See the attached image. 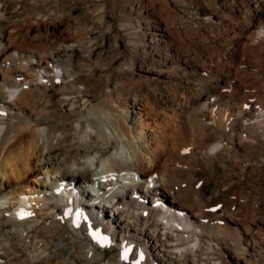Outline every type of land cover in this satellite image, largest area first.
Here are the masks:
<instances>
[{"label":"bare ground","instance_id":"6f19581e","mask_svg":"<svg viewBox=\"0 0 264 264\" xmlns=\"http://www.w3.org/2000/svg\"><path fill=\"white\" fill-rule=\"evenodd\" d=\"M157 1L148 0L137 21L149 42L127 39L131 57L140 46L152 54L138 58L148 75L126 77L138 86L120 109L100 95L98 112L74 109L77 141L68 134L72 126L62 132L50 124L61 125L64 98L90 93L73 68L89 62L75 36L63 40L59 25L41 18L21 34L0 33V264H76L70 257L150 264L146 258L157 262L163 249L190 254L196 264L260 263L264 198L260 209L238 181L250 164L253 187L259 185L264 157V0H229L225 16L215 15L224 24L196 30L177 29L167 0ZM41 36L48 50H41ZM243 65L250 75L239 74ZM185 68L203 71L199 82L207 89L182 91ZM107 115L121 121L114 126ZM215 163L230 184L206 203L199 182L207 176L195 184V171L209 175ZM149 227L152 234H144ZM158 235L162 245L155 248ZM113 246L118 253L101 262Z\"/></svg>","mask_w":264,"mask_h":264},{"label":"rangeland","instance_id":"374dc122","mask_svg":"<svg viewBox=\"0 0 264 264\" xmlns=\"http://www.w3.org/2000/svg\"><path fill=\"white\" fill-rule=\"evenodd\" d=\"M59 1L60 0H0V12L4 15L3 18L0 19V33L5 37H7L6 34H11L13 36L21 34L30 26L36 27L37 24L34 23V19L37 20L41 18V20L48 19L52 21L53 25L57 23L56 25H59L60 28L56 30V35L61 33V35H63V40L67 41L69 36H75V43H78L81 50L80 57L86 54L89 57L88 63L90 65L86 63L84 66V62L78 60L75 62V66L73 65V68L75 67L74 71L83 77L84 82L82 81L83 85H80L81 90L86 89L88 86L87 90L90 93L86 94V96L82 94L76 97L74 96V98H64L61 106L58 108V118L56 119V121L61 122V125L56 127L54 121H50V124L55 128H60L62 132L67 125L72 126L73 129H71L68 134L75 136L74 139L77 141L76 139L79 137V133H76L74 129L76 125L75 119L69 117L70 114H73L74 109L78 110L84 107V112L86 114L89 113L91 108H94L93 110L98 112L94 98L95 95H100L106 100L110 99L108 101H113L112 103L115 102L114 104L120 109V107L122 108L121 105L124 99L128 100L132 98V93L129 92L131 91L129 89L132 88V90H135L138 86L134 83L135 81L128 80L126 77L128 75H133L138 78L148 75L147 71L141 69L142 64L138 58H141L143 55L147 57L152 54L140 46L136 49L137 58L131 57L127 40L128 37H130L134 40L133 43L143 44L149 42L148 36L140 30V24L137 22L139 18L146 17L147 9L145 7L148 0H62L64 4L58 5ZM154 1L155 3L158 2L157 0ZM228 1L229 0H167V3L170 9L176 14L174 15V20H177L175 26L177 29L196 30L202 26H218L224 24L221 18L215 15L225 16V12H223V14L220 13ZM214 9L221 10L215 12ZM63 31L66 32L62 34ZM215 34H218V32L215 31ZM31 35L33 36L34 34ZM39 42H43L41 44L45 47L41 50H48L49 42L44 39V36H41ZM7 44H9V42ZM143 65L152 70H159L157 66L146 60L143 61ZM77 66H80V68ZM202 72L203 71L198 69H181L179 72L182 83L181 90L185 91L187 88H190L203 91L207 89L205 83L199 82ZM249 73L250 69H248L246 65H243L239 70V74L243 76L250 75ZM117 82H119V84ZM57 86L58 84H56L54 88H49V93L55 95V90L58 88ZM184 87L186 89H184ZM122 89L125 92H123ZM120 90L122 91L120 92ZM160 92H164L162 93L163 96L166 95L164 89H161ZM186 92L190 94L191 91L187 89ZM84 99H87L85 106L83 103ZM69 100V106L64 107V104ZM103 102L107 104L106 101ZM156 110L159 109L157 108ZM161 112L163 111L159 110V121H163L165 117ZM106 118L114 126H117L121 121L116 116L107 115ZM129 121H131V117ZM45 124L46 122L42 123V125ZM258 160L261 162L258 176L259 185L253 187L251 179L254 168L250 164L247 165L244 170L245 175L244 178H242L243 181L241 180L240 182L236 179H234V181L236 180L240 183L246 195H250L253 192L254 201L260 205L261 209V201L262 198H264V157L259 156ZM206 173L205 171L197 169L195 171L194 181L195 184H197L200 177L207 176L204 182L201 181L199 182L200 184H198L201 185V196L206 203H210L217 194H222L227 191L230 182L224 175L223 167L218 163H215V171L213 173L209 175H206ZM259 217L263 218V215ZM143 218L144 217H141V224L143 223ZM124 219L130 220L127 216H125ZM152 231V228L149 227L144 228L142 232L144 234L147 232L148 234H152ZM159 231L157 232L158 234ZM61 235L64 234L61 233ZM162 240L163 238L158 235L155 238L156 242L152 240L150 242L153 243L150 244L158 248L162 245ZM55 241H64V243H67L69 239L63 237L61 240L60 237H55ZM164 243L166 246L168 245V242ZM118 245L120 246L121 244L117 243V246ZM128 250L132 253L134 251L130 248H128ZM117 253L116 246L112 248L107 247L101 258V262L110 261L111 257ZM159 253L160 259L157 262L148 257L146 258L147 261L150 264H196L194 258H192L190 254L179 256L177 254H170L167 249H163ZM140 256L144 258L143 254ZM69 259L76 264L83 263L82 260L76 259L75 257H70ZM259 261V264H264V255ZM94 264H99V262H95ZM122 264L132 263L127 259ZM210 264L216 263L212 261Z\"/></svg>","mask_w":264,"mask_h":264},{"label":"snow or ice","instance_id":"6c2138e0","mask_svg":"<svg viewBox=\"0 0 264 264\" xmlns=\"http://www.w3.org/2000/svg\"><path fill=\"white\" fill-rule=\"evenodd\" d=\"M24 215H26V214L21 213V214H20V218H24ZM27 215H31V214L29 213V214H27ZM77 215L79 216L80 214L77 213ZM77 226H79V224H77ZM90 234L93 236V239H97L98 242H99L100 240H105V239H106V238H103V237H99V238H98V234H97V233H90ZM125 256H127V251L125 252Z\"/></svg>","mask_w":264,"mask_h":264}]
</instances>
